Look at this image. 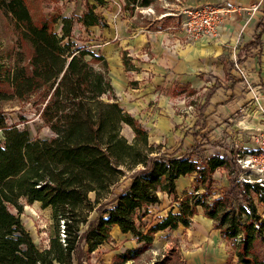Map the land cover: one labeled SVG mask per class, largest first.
Returning a JSON list of instances; mask_svg holds the SVG:
<instances>
[{"label":"trees","instance_id":"16d2710c","mask_svg":"<svg viewBox=\"0 0 264 264\" xmlns=\"http://www.w3.org/2000/svg\"><path fill=\"white\" fill-rule=\"evenodd\" d=\"M119 1L132 10L147 8L153 0ZM32 3L0 0V12L9 17L18 43L27 50L25 58L15 54L0 65V101L37 96L40 121L51 135L32 138L0 118V264H71V255L79 259L82 249L90 254L106 243L112 228L140 243L111 263L124 264L145 252L155 233L178 226L188 229L197 208L231 243L235 264H264V192L256 184L238 181L242 171L234 153L215 150L206 158L197 154L196 160L149 143L147 132L117 102L103 59L74 48L69 36L72 21L61 18L56 35L52 27L59 16L44 18ZM84 4L76 22L96 27L94 10L106 1L84 0ZM263 32L264 26L258 24L243 50L257 47ZM122 126L131 130L130 142L121 136ZM196 127L204 128L198 121ZM199 137L192 130L193 140ZM209 144L217 148L214 141ZM221 169L227 172V185L212 197V176ZM188 176H193V192L178 198L175 182ZM118 184L123 187L113 194ZM161 193L172 197L176 212L143 233L136 225L141 219L137 214L157 204ZM20 201L51 210L54 220L61 222L63 246H55L54 240L44 250L34 246L19 219ZM254 203L262 207L261 214ZM91 212L96 216L87 221Z\"/></svg>","mask_w":264,"mask_h":264},{"label":"rangeland","instance_id":"374dc122","mask_svg":"<svg viewBox=\"0 0 264 264\" xmlns=\"http://www.w3.org/2000/svg\"><path fill=\"white\" fill-rule=\"evenodd\" d=\"M105 1L106 4L103 7H96L94 10V14L98 18V25L89 28H85L76 22V18L85 11L84 0H33L31 7L32 9H35L34 7L38 8L40 15L44 18L54 15L59 16V19L52 27L56 35H59L60 32L61 18H69L72 21L69 36L74 48H81L83 51L98 55L103 59L106 65V75L113 88L116 100L126 113V105L128 101L132 100L129 90L146 86L148 90L145 88V91L142 90L136 93L138 95L143 94L144 97L143 105L140 107L141 110L127 114L147 132L149 143L160 145L161 150L167 152L179 150L175 156L185 154L197 160V154L204 158L211 155L214 149L206 148L207 146L204 143L197 142V146L194 145V141L190 138V128L194 122L195 115L193 112L200 106L203 96L208 95L209 90L213 92V90L221 91L223 89L221 84L217 82V78L214 77L216 66L214 67L208 61L211 70L209 69V72L201 74L209 81L210 89L200 88L192 97H186L187 94H185V97H175L174 92L172 93L170 90L180 85L177 82L178 79H170L168 81L167 78L169 76L161 74L158 75L160 79L157 80V85L154 86L151 82L154 75L152 77L142 75L143 63H140V60L134 57H139L141 52V49H138V46L134 43L138 40L142 41L143 38H139V35L147 32V39L160 47L159 53L154 51L147 53L151 60H156L160 67L164 68L163 64L167 63L168 59L166 56L168 54H166L165 50L167 49L166 41H176L181 44L182 40L171 29L175 22V17L173 16L190 6L211 1L153 0L147 8H135L132 10L124 9L119 0ZM162 16L170 17H166L168 19L164 21L160 19ZM177 16L179 17V15ZM243 34L247 35L248 31L242 32L234 49L229 47L228 51L223 53V55L226 54L225 58H230L229 64H225V69H228V71L232 67L233 62L241 66L244 61V59L239 57L237 59L234 51L240 48L238 43L245 40ZM16 37V33L12 31V23L9 17L0 12V65H6L8 58L15 54L22 56V59L26 57L27 50L18 43ZM201 40L207 43L217 41L209 37ZM126 54L129 57H126ZM130 56H133V58ZM85 58L88 60L89 57L86 56ZM129 59L131 62L128 61ZM156 63L153 65H156ZM99 66L100 63L94 67L99 68ZM176 74L175 72L173 75L177 76ZM197 74L200 75V73ZM244 77H246L245 71ZM118 78H121L123 82L119 83ZM241 81L243 80L241 79ZM246 90L244 93L249 94L251 100H241V112H237L234 119L242 117L244 112L248 113L252 102L256 103V101L261 100L260 98L254 99L250 92V90L258 91L254 85L250 84ZM188 106L191 108L189 109ZM260 106V104H256L254 108L258 118L260 117ZM39 108L37 96H32L22 101H0V118L3 119L5 125L16 124L18 129H25L32 138H48L51 134L40 121ZM230 124L232 125L233 122L227 123V125ZM211 126L213 135L211 134L209 139L211 137L214 138L215 134H218L215 135L216 138L222 137L219 154L228 153L229 151L235 152V150L241 148H246L247 151L254 150V134L258 132L259 126L255 129L253 135L244 133L242 136H235L231 131H229V134H222L215 124ZM120 134L128 142L131 141L132 132L128 127L122 126ZM223 147L226 149H222ZM226 175L227 172L222 169L214 172L210 189L212 197H216L227 185ZM192 186L193 176H188L184 180L178 179L175 182L177 197L179 198L182 193L191 194L193 192ZM122 187L123 184H118L113 189V194L118 193ZM199 191L201 190L199 189ZM88 200L90 202L93 201L92 194L88 195ZM20 204L22 205V213L19 216L20 222L38 250L47 249L50 240H54L55 246H63L64 236L61 222L54 220L49 208L42 210L39 204L27 205L24 201H20ZM256 208L257 212L261 214L262 207L256 204ZM169 212L172 214L176 212L172 197L164 193L158 194L157 204L149 206L145 211L137 214V216H141V219L136 221V225L141 232L145 233L148 228L158 223ZM95 216V212L89 213L87 221L94 219ZM205 221L208 220L202 216L201 210L197 208L196 214L190 220L188 229L178 226L175 230L155 233L152 235L147 250L139 255L137 259L127 261L124 264H152L161 261H165L166 264H235L231 243L222 239L218 231L213 230L212 225L210 223L207 225ZM84 228L82 226L81 230H84ZM139 246L140 243L136 239H133L128 234L123 236L117 229L112 228L109 240L106 243L90 254H86L84 249H82L79 259H77L76 255H71V264H111L114 257L123 255Z\"/></svg>","mask_w":264,"mask_h":264},{"label":"crops","instance_id":"0c3cea01","mask_svg":"<svg viewBox=\"0 0 264 264\" xmlns=\"http://www.w3.org/2000/svg\"><path fill=\"white\" fill-rule=\"evenodd\" d=\"M210 1L211 2L202 3L190 7H197L206 4L215 5L221 4L226 1L232 3L234 6L245 7L257 3H259L260 6L258 11L253 16L249 17L248 15H244L242 13H234L227 19L223 20L217 28L216 38L213 39L217 41L213 43H207L203 40L195 42H184L183 37L181 36L179 31L175 29L176 20L178 18L177 15L180 14L178 13L177 15L173 16L175 17V22L172 25L171 29L175 31L176 35L179 36V38H182L181 44L180 42L176 41H166L167 49L165 50L166 54H168L169 56L166 55L168 59L166 58L167 63L163 64L164 68H161L156 60H151V57L148 54L150 53V51L159 53L160 47L158 44H155L154 42H151V40L147 39V32L141 33L139 35V38H143L142 41L138 40L134 43L136 44V46H138V49H141L139 57H134L138 58L140 60V63H143L142 66H144V68L141 72L142 75H148L151 77L152 75H154V77L151 79V82L154 84V86L157 85V80L160 79L158 75L161 74L168 75V81L170 79H178L177 82L180 85L170 90V92H174L175 97H185V94H187L186 97H192L196 94V91L198 89L209 88V81H207L206 77L201 74L209 72V69L211 70L208 61H210L214 67L216 66L214 70V77L217 78V82L221 84L223 89L221 91L213 90V92L209 90V94L203 96L200 106H198V108L195 109V112H193L195 116L194 122L192 123V126L190 128V138L192 141H194V144H197V142L205 144L206 141L208 142V144H205L207 146L206 148L214 149V151L218 150V152H220L222 137L216 138L215 135L218 134H215L214 138L211 137L209 139L211 134L213 135V129L211 125L215 124L218 130L222 132V134H229V131H231L233 134H235V136H242L244 135V133L253 135L255 133V129L258 126H261V119L260 117H256L257 113L254 111V108L256 104L261 105L260 109L264 108V32L260 35V44L257 47L246 48L245 50H243V48L247 44L251 43L254 33L258 30V24L264 26V0ZM165 17L170 16H162L160 17V19H163ZM243 31H248V34H243L245 40H242V42L238 43L240 48H237V50L234 51L237 59H244L241 64V68L245 71V81H241V79L236 76V73L233 70V66L229 68V71L228 69H225V64H229L230 58L227 59L225 58L226 54L223 55L224 52L226 53L228 51L229 47H232L233 49L235 48V45L238 42L239 37ZM125 56L129 57V55L127 54ZM130 57L133 58V56ZM128 61L131 62L130 59ZM222 62L224 63L222 64ZM154 63H156V65H153ZM175 72L177 73V76L173 75ZM197 73H200V75H198ZM118 82L122 83L123 80L121 78H118ZM246 82H249V84H252L256 87V90H258L257 93L259 92L258 98H260L261 100L256 101V103L252 102L250 104L248 113L244 112L242 117L234 119L237 112H241V100H251L249 94L244 93L245 91H247L246 89H248L247 87L245 89ZM145 88L146 86H142L141 88H131V90H129L132 100L128 101V104L126 105L127 113H133L136 110H141L140 107L141 105H143L144 97L143 94L138 95L136 93H139L142 90L145 91ZM146 90L148 89L146 88ZM205 100H207V102L202 109ZM188 108L190 109L191 107L188 106ZM199 114H201V117H199ZM196 121L202 122L204 128L201 130L199 129V127L193 129ZM231 121L233 122V124L227 125V123H230ZM192 130L198 131L199 136H201L198 140H193ZM213 141L216 143L217 148H212L209 144V142ZM222 149L225 150L226 148L223 147ZM250 151L252 150L247 151L246 148H241L235 150V152L233 153L236 158L237 156H243ZM180 180H184V178H180ZM205 223L208 225L209 223L211 224V221L208 220L205 221Z\"/></svg>","mask_w":264,"mask_h":264},{"label":"built area","instance_id":"2783aa9c","mask_svg":"<svg viewBox=\"0 0 264 264\" xmlns=\"http://www.w3.org/2000/svg\"><path fill=\"white\" fill-rule=\"evenodd\" d=\"M260 4L250 6H234L226 1L215 5H201L186 8L179 14L176 20V30L183 37L184 42H195L203 38H216L217 28L223 20L234 13L253 16ZM236 76L245 81L244 71L236 62L232 64ZM246 87L250 84L246 82ZM254 99L258 98L257 91H251ZM261 126L254 134V150L243 156L236 157V164L242 171L238 175V181L244 184H256L264 192V108L260 110Z\"/></svg>","mask_w":264,"mask_h":264}]
</instances>
